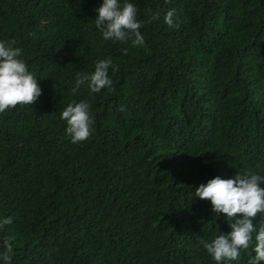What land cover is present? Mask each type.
Returning <instances> with one entry per match:
<instances>
[{
	"label": "trees",
	"instance_id": "trees-1",
	"mask_svg": "<svg viewBox=\"0 0 264 264\" xmlns=\"http://www.w3.org/2000/svg\"><path fill=\"white\" fill-rule=\"evenodd\" d=\"M130 2L143 48L102 39V0H0V40L16 39L42 90L0 114L10 264H215L199 240L231 228L196 187L264 175V0ZM149 9L160 19L145 23ZM172 9L178 30L164 23ZM107 57L114 91L73 94L76 73ZM73 100L94 116L80 144L60 118ZM253 247L231 264H248Z\"/></svg>",
	"mask_w": 264,
	"mask_h": 264
},
{
	"label": "clouds",
	"instance_id": "clouds-1",
	"mask_svg": "<svg viewBox=\"0 0 264 264\" xmlns=\"http://www.w3.org/2000/svg\"><path fill=\"white\" fill-rule=\"evenodd\" d=\"M164 3L169 4L171 0H164ZM95 11V28L101 33L104 41L121 44L130 42L132 48L146 46L145 37L140 31L143 23L137 18L138 8L130 0H102ZM148 14L149 20L145 23L160 19V9H149ZM163 19L169 28L178 30L181 26L175 19L174 9L167 11ZM29 35L34 36V33ZM16 45V39L0 40V114L17 106L31 107L42 94L36 73L29 70L23 58V49ZM122 52L126 55L128 48L122 49ZM110 70L115 73L119 68L114 64L112 57H107L97 60L91 73L77 72L72 93L76 94L85 86L90 96L105 89L112 93L114 86ZM123 110L121 107L120 111ZM60 118L66 122L65 134L72 144H80L91 138L94 116L89 100L69 102L61 112ZM261 185H264V175L244 169L236 172L232 178L222 179L216 176L196 187L194 197L210 201L212 212L223 214L231 228L228 233L217 232L210 240H199V244L215 264H231L238 261L241 252L247 251L253 245L255 255L248 260V264H264V223H260L258 227L252 223V218L258 214L264 215V187ZM238 215L241 218H237ZM11 223V216H0V231ZM2 247L0 261L10 264L12 239L3 238Z\"/></svg>",
	"mask_w": 264,
	"mask_h": 264
}]
</instances>
